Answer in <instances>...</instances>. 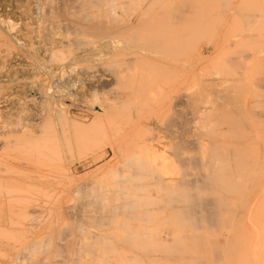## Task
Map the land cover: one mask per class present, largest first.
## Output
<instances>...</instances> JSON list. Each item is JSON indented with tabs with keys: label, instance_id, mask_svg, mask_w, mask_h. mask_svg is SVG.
I'll use <instances>...</instances> for the list:
<instances>
[{
	"label": "rangeland",
	"instance_id": "rangeland-1",
	"mask_svg": "<svg viewBox=\"0 0 264 264\" xmlns=\"http://www.w3.org/2000/svg\"><path fill=\"white\" fill-rule=\"evenodd\" d=\"M4 12L0 264H264V0Z\"/></svg>",
	"mask_w": 264,
	"mask_h": 264
},
{
	"label": "bare ground",
	"instance_id": "bare-ground-1",
	"mask_svg": "<svg viewBox=\"0 0 264 264\" xmlns=\"http://www.w3.org/2000/svg\"><path fill=\"white\" fill-rule=\"evenodd\" d=\"M55 1H57V0H55ZM21 6V5H20ZM23 6H25V9H24V12L27 14V15H30V7H29V4H24ZM18 7H19V5H18ZM20 8V7H19ZM42 7L39 5V10L41 9ZM55 11V10H54ZM51 12H52V10H51ZM41 13V12H40ZM54 13V12H53ZM55 14V13H54ZM106 15H107V10H106ZM9 16V12H4V13H0V38H1V40L3 39L4 41H2L1 43L2 44H4L5 42L8 44L7 46L9 47V49L10 48H12V47H16V46H18V47H22V49H23V47H24V45H25V42L24 41H22V37H19V35L17 34V32H15V26L12 24V22H10V19L11 18H6V17H8ZM107 17H108V15H107ZM49 22V21H48ZM28 24V23H27ZM100 24V23H99ZM103 26V25H102ZM48 34V33H47ZM42 37V36H41ZM49 41L50 42H52V43H54L56 40H52V39H49ZM50 45H51V43H49ZM2 46V45H1ZM4 46H5V44H4ZM61 47V45L60 44H55V47H52V51H54V50H56V49H59ZM7 48V47H6ZM99 48H101V46L99 47ZM108 48H110V45H102V48H101V51H104V53L108 50ZM11 50V49H10ZM10 53V52H9ZM103 53V54H104ZM39 65L41 66V67H46V66H44L43 65V63H40L39 62ZM63 72V71H62ZM62 75V74H61ZM60 75V76H61ZM63 76V75H62ZM103 76V75H102ZM62 78H64V77H62ZM61 78V79H62ZM226 78V77H225ZM256 78V77H255ZM70 83H73L74 85H76L77 84V82H74L73 80H70ZM230 84V83H229ZM228 84V85H229ZM67 87H69V86H67ZM71 87H73V86H71ZM59 88V87H58ZM67 89V88H66ZM59 91V90H58ZM58 91H55L54 92V94L51 96V102L53 103V105H54V107L53 108H51V107H49V104H47V108H46V110H45V116L47 115V116H50L51 115V113H53L54 114V116L56 117V118H60L61 116H62V114L63 115H66L65 117L71 122V118L69 117V115L64 111V105H63V102H60V101H58L59 99V97L62 95V93H64V91L60 94V95H57L59 92ZM29 94H30V92H31V90H28L27 91ZM56 92H58L57 94H56ZM24 93H26V91L24 92ZM65 94H69V91L67 92V93H65ZM26 96H27V94H26ZM25 96V98H27ZM70 96V95H69ZM72 97H74L75 95H71ZM228 96V95H227ZM231 96V95H230ZM233 96V95H232ZM231 96V97H232ZM10 98V97H9ZM12 98V97H11ZM10 98V99H11ZM15 98V97H14ZM9 99V100H10ZM20 99H22V98H20ZM232 99V98H231ZM22 100H24V98L22 99ZM12 101V100H11ZM10 101V102H11ZM30 101V100H29ZM28 101V102H29ZM32 101H34V100H32ZM7 99L2 103V104H4L2 107H4L6 110L4 111L5 113H7L8 115H11L14 111H13V106L12 107H10V106H8V104H7ZM22 103H23V101H21ZM21 102H20V104H21ZM24 104V103H23ZM23 104H22V106L20 107V109L21 108H25L26 109V107L25 106H27V105H25V106H23ZM194 104V103H193ZM20 106V105H19ZM24 110V109H23ZM54 111V112H53ZM97 114V113H96ZM99 114H101V113H98L97 115H99ZM98 117H100V116H98ZM232 117V116H231ZM26 122V121H25ZM24 122V123H25ZM27 124H29V123H27ZM35 124H37V123H35V122H33V121H31V123H30V125H28V127L30 126V127H32L33 128V126L35 125ZM38 125V124H37ZM25 129H27V126H26V128ZM10 130V128H6V127H2V126H0V135H4V136H6L5 134H6V132L8 131V132H10L9 131ZM13 131V130H12ZM224 164V163H223ZM222 164V165H223ZM224 167V166H223ZM223 171H224V169H223ZM217 175V174H216ZM223 176H224V174H223ZM226 176V175H225ZM222 177V176H221ZM216 178V177H215ZM121 226V225H120ZM122 237V236H121ZM115 239V238H114ZM121 239H123V238H121ZM115 249V248H114ZM116 250V249H115ZM115 250H113L111 253L114 255V253H116V252H114ZM110 253V255H112ZM158 254V253H157ZM110 255H108L109 257H110ZM106 256V255H105ZM104 256V257H105ZM103 257V258H104ZM106 257H105V263L104 264H106L107 262H106ZM253 259V258H252ZM125 260V259H124ZM86 262V261H85ZM97 263V262H96ZM102 263V264H103ZM93 264H95V263H93ZM159 264V263H158Z\"/></svg>",
	"mask_w": 264,
	"mask_h": 264
}]
</instances>
